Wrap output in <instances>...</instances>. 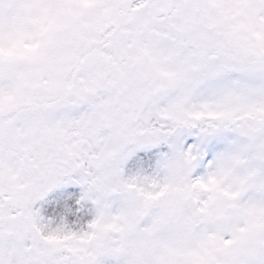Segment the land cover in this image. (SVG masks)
Returning a JSON list of instances; mask_svg holds the SVG:
<instances>
[{
    "label": "snow or ice",
    "instance_id": "1",
    "mask_svg": "<svg viewBox=\"0 0 264 264\" xmlns=\"http://www.w3.org/2000/svg\"><path fill=\"white\" fill-rule=\"evenodd\" d=\"M0 264H264V0H0Z\"/></svg>",
    "mask_w": 264,
    "mask_h": 264
}]
</instances>
